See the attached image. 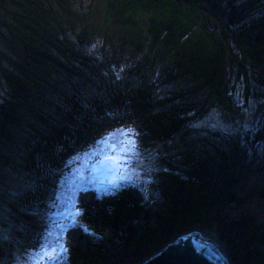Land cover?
Masks as SVG:
<instances>
[{"label":"trees","instance_id":"16d2710c","mask_svg":"<svg viewBox=\"0 0 264 264\" xmlns=\"http://www.w3.org/2000/svg\"><path fill=\"white\" fill-rule=\"evenodd\" d=\"M54 2L0 0V264L37 245L63 163L114 126L156 157L147 199L81 188L64 263L140 264L207 222L225 229L231 264H264V222L224 214L264 191L238 193V148L189 130L264 79L263 0L228 2L224 25L195 0Z\"/></svg>","mask_w":264,"mask_h":264},{"label":"rangeland","instance_id":"374dc122","mask_svg":"<svg viewBox=\"0 0 264 264\" xmlns=\"http://www.w3.org/2000/svg\"><path fill=\"white\" fill-rule=\"evenodd\" d=\"M66 1L71 6L79 7L85 5L87 0ZM195 1L202 4L211 17L222 25L227 21L229 9L227 3L232 5L240 2L221 0L222 3L217 5L214 0ZM43 2L51 6L56 4L54 0ZM86 44L87 49L92 48L93 53H99L100 42L97 39L87 40ZM240 80L244 81L243 78ZM245 87L237 86V89L243 90ZM237 105L236 111L231 115L225 114L220 108H208L200 114V120L193 118L189 121L190 134L199 138L198 144L212 151H214L212 145L222 149L230 148L229 145L232 144L237 147L238 193H248L254 189L264 191V79L251 77L245 92L239 93ZM129 139L133 142L134 136L128 126L126 128L114 126L98 135L82 154H75L63 163L54 198L46 209L48 211L44 221L46 234L44 232L37 245L24 254L15 252L13 264H36L37 261L40 264H66L61 254L66 245V238L73 239L75 228L79 225L75 216L78 214L76 198L84 193L81 188L88 186L91 189L94 186L106 194L120 187L138 186L140 190L142 189L140 193L145 195L142 199L144 201L147 199L146 186L151 179L150 172L157 170L154 165L156 157L152 156L151 151H137L135 145L133 147V144L129 143ZM2 173L0 170V176ZM5 176L9 175L5 173ZM242 213L252 215L258 222H264V198L251 197L242 206L224 214ZM226 215L224 218L227 219ZM191 230L213 236L226 253V240L229 236L225 234L221 224L209 225L203 222L201 226L188 231ZM66 231L67 234H64Z\"/></svg>","mask_w":264,"mask_h":264},{"label":"water","instance_id":"95a60500","mask_svg":"<svg viewBox=\"0 0 264 264\" xmlns=\"http://www.w3.org/2000/svg\"><path fill=\"white\" fill-rule=\"evenodd\" d=\"M140 264H231V261L204 233L191 230Z\"/></svg>","mask_w":264,"mask_h":264},{"label":"bare ground","instance_id":"6f19581e","mask_svg":"<svg viewBox=\"0 0 264 264\" xmlns=\"http://www.w3.org/2000/svg\"><path fill=\"white\" fill-rule=\"evenodd\" d=\"M207 237H208L211 241H213L214 243H216V244L219 246V248L223 249L222 246H221V244H219L218 241L216 240V238H214L213 236H210V235L207 236Z\"/></svg>","mask_w":264,"mask_h":264},{"label":"snow or ice","instance_id":"6c2138e0","mask_svg":"<svg viewBox=\"0 0 264 264\" xmlns=\"http://www.w3.org/2000/svg\"><path fill=\"white\" fill-rule=\"evenodd\" d=\"M126 134V133H125ZM129 143H132L133 144V147H134V143L131 141V139H129ZM127 150V149H126ZM36 264H40L39 261L36 262Z\"/></svg>","mask_w":264,"mask_h":264}]
</instances>
